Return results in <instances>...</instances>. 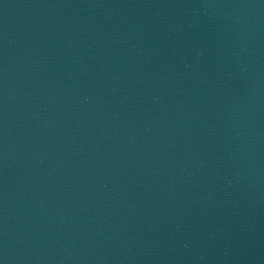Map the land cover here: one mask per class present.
Wrapping results in <instances>:
<instances>
[{"label":"water","instance_id":"95a60500","mask_svg":"<svg viewBox=\"0 0 264 264\" xmlns=\"http://www.w3.org/2000/svg\"><path fill=\"white\" fill-rule=\"evenodd\" d=\"M0 264H264V0H0Z\"/></svg>","mask_w":264,"mask_h":264}]
</instances>
